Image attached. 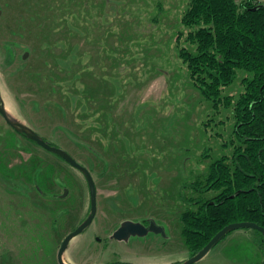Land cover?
<instances>
[{
	"label": "rangeland",
	"instance_id": "rangeland-1",
	"mask_svg": "<svg viewBox=\"0 0 264 264\" xmlns=\"http://www.w3.org/2000/svg\"><path fill=\"white\" fill-rule=\"evenodd\" d=\"M189 1L0 0L6 110L67 150L96 185L95 217L70 240L68 263L176 264L193 254L181 216L197 207L191 186L209 164L232 154L236 119L232 107L214 109L179 56L181 45L194 47L181 21ZM246 75L239 70L222 96L239 97ZM89 210L85 175L0 113V263L59 264L63 238ZM145 219L166 236L111 237L124 220ZM263 258L259 233L239 228L192 264Z\"/></svg>",
	"mask_w": 264,
	"mask_h": 264
},
{
	"label": "trees",
	"instance_id": "trees-1",
	"mask_svg": "<svg viewBox=\"0 0 264 264\" xmlns=\"http://www.w3.org/2000/svg\"><path fill=\"white\" fill-rule=\"evenodd\" d=\"M181 21L194 46L179 48L191 79L214 109L221 103L232 107L236 119L232 154L209 164L204 179L191 186L199 192L193 201L197 207L181 216L194 254L230 222L264 227V1L190 0ZM239 70L248 74L242 78L244 91L236 99L222 96ZM209 191L215 195L203 199L201 194ZM254 230L264 247L263 234Z\"/></svg>",
	"mask_w": 264,
	"mask_h": 264
},
{
	"label": "water",
	"instance_id": "water-1",
	"mask_svg": "<svg viewBox=\"0 0 264 264\" xmlns=\"http://www.w3.org/2000/svg\"><path fill=\"white\" fill-rule=\"evenodd\" d=\"M26 55V54H25ZM0 113L3 115L5 121L17 132L24 134L27 138L35 141L37 144L42 146L43 148L57 154L61 158H63L65 161H67L72 166L79 169L86 177L88 186H89V192H90V210L87 216L84 218V220L78 224L71 232H69L62 240L58 251H57V258L59 264H72L68 263L63 259V254L65 250L67 249L70 240L81 233L87 226L91 224L93 221L96 211H97V194H96V185L94 182V179L91 175L90 170L79 163L67 150L64 148L52 144L48 140H46L43 136H41L38 132H36L33 128L25 124L24 122L18 120L16 117H14L12 114H10L4 105V101L0 94ZM67 189H65L64 194L66 195ZM239 228H251L259 230L264 237V227L259 225L257 222L253 221H236V222H230L223 226L219 231H217L212 238L196 253L192 254L188 258H186L184 261L176 263V264H192L200 259H202L212 247H214L217 242L228 232L239 229ZM149 231L152 232H162V234H165L164 229L162 226L156 224V222L151 219L149 221V224L146 226L143 223L139 221H133V220H124L112 233L111 237L118 239V240H126L130 236H145L148 234ZM78 264H133V263H127V262H119V263H111V262H94V263H78ZM261 264H264V258Z\"/></svg>",
	"mask_w": 264,
	"mask_h": 264
},
{
	"label": "flooded vegetation",
	"instance_id": "flooded-vegetation-1",
	"mask_svg": "<svg viewBox=\"0 0 264 264\" xmlns=\"http://www.w3.org/2000/svg\"><path fill=\"white\" fill-rule=\"evenodd\" d=\"M88 183V182H87ZM151 219H145V220H143L141 223H143L144 225H148L149 224V221H150ZM159 225V224H158ZM160 226H162V225H160ZM163 227V226H162ZM163 229H164V227H163ZM165 230V229H164ZM149 233H152V231H149L148 232V234ZM154 234H156V235H160V236H162V237H164V236H166L165 234H162V232H153ZM141 237V236H140ZM115 263H119V262H115Z\"/></svg>",
	"mask_w": 264,
	"mask_h": 264
},
{
	"label": "crops",
	"instance_id": "crops-1",
	"mask_svg": "<svg viewBox=\"0 0 264 264\" xmlns=\"http://www.w3.org/2000/svg\"><path fill=\"white\" fill-rule=\"evenodd\" d=\"M0 259H2V257L0 256ZM1 264V263H0Z\"/></svg>",
	"mask_w": 264,
	"mask_h": 264
},
{
	"label": "built area",
	"instance_id": "built-area-1",
	"mask_svg": "<svg viewBox=\"0 0 264 264\" xmlns=\"http://www.w3.org/2000/svg\"><path fill=\"white\" fill-rule=\"evenodd\" d=\"M259 1H263V0H259Z\"/></svg>",
	"mask_w": 264,
	"mask_h": 264
}]
</instances>
